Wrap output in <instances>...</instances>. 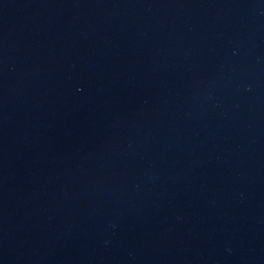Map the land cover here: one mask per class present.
I'll return each mask as SVG.
<instances>
[{"label":"water","instance_id":"obj_1","mask_svg":"<svg viewBox=\"0 0 264 264\" xmlns=\"http://www.w3.org/2000/svg\"><path fill=\"white\" fill-rule=\"evenodd\" d=\"M264 141V0H0V264H203Z\"/></svg>","mask_w":264,"mask_h":264}]
</instances>
